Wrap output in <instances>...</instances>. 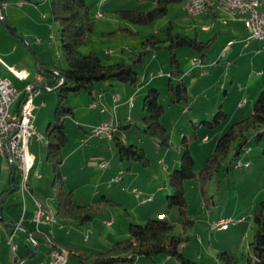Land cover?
I'll list each match as a JSON object with an SVG mask.
<instances>
[{
  "label": "crops",
  "instance_id": "0c3cea01",
  "mask_svg": "<svg viewBox=\"0 0 264 264\" xmlns=\"http://www.w3.org/2000/svg\"><path fill=\"white\" fill-rule=\"evenodd\" d=\"M5 1L6 6L1 9L3 18L0 19V77H9L17 88L20 89L19 95L17 94L11 104L12 110L16 109L20 101L24 98V88L27 83L35 82V84L40 87V92L32 97V102L34 104V120L35 123L38 120V127H36V130L39 128L41 132L38 134L40 139L33 140L29 145V151L33 155L32 167H34L35 164L39 166L44 165L46 175L44 179V174L39 167L33 168L32 171L29 170L30 172H27V183H29V187L27 186V188L21 189V174L16 169L14 177L19 184L18 189L22 191L20 193L21 197L19 194L15 193L7 194L10 187H12L10 182L12 168L11 164L6 163L5 157L0 153V200L4 196L3 200L0 201V216L2 217L0 221H2L3 225L2 235L5 237L2 240V235L0 234V250H5L4 241L5 243L7 241L11 243V237H17L20 242L22 241V246L19 243H14L16 244V249L13 247L14 244L11 243L14 254L12 255L10 264H24V255L29 253L30 249H32L33 252L29 253V255L37 259V264H41L48 259L49 250L53 245L71 247L89 252L104 251L109 248L115 240L119 239V233L127 234L128 225H124L123 222V224L118 226L119 230H117V228H115L116 220L112 217H104L101 223L111 227L112 230L111 234L107 233L105 236V244L102 241L101 226L97 218H94V215L89 221L84 223L61 220L57 218V216V219L55 221H50V223L46 221L36 222L34 219L35 197L41 200L47 206V209L51 210L53 215L56 212L55 189L51 178L53 177V170L51 167L50 171L49 166H47L43 160V153L46 152V129L43 131V123L53 119V107H55L57 94L55 92L56 86L52 87L51 83L55 80L58 69L65 68L66 66L63 63L55 61L52 57V52L49 51L51 46H48L49 44H47L46 41V39L49 38V30L53 26L50 21H46V13L49 7L40 4L41 0ZM260 2L262 3L261 6L264 8V0ZM180 11L182 14H186L182 3ZM3 20H5V22H3ZM5 23H7L8 26ZM218 24L223 27L220 29L224 31L222 38L220 37L221 35L217 33L216 27ZM183 30H185L184 33H180L179 31L177 33L194 36L199 40L211 38V44L204 50V54L202 53L203 55L196 49L189 48L184 51L185 53L182 55V59L177 56L181 63V69L183 70L181 77L187 85L188 83L186 80L191 77V88L190 86L188 87L189 91H193L196 85L199 84L198 87L201 88L204 94L208 89L207 86L210 88L219 84V88L224 89L226 93L228 90L226 89L225 82L229 79V90L234 87L233 83L237 81L239 82L237 83L239 87L237 89L244 90V93H247L250 89L252 91L249 98L246 99L244 97V99L239 102V106L237 107L238 110L248 102L251 104L254 103L259 91L264 89V71L257 69L253 72L255 68H257L255 65L259 64V61L256 63L254 62V56L258 54L264 56V39H251L245 44V39L250 32L247 23L242 19L233 17V15L221 8H219V10L211 8L205 13L202 12L199 13V15L197 14L196 18L192 20V24L188 27H184ZM36 38H40V41H36ZM229 40L233 41L224 50ZM105 50L109 49L106 48L103 50L104 54L109 55L110 53H105ZM152 50L153 49H149L147 52L148 55H150L149 61L151 64L153 59L159 57V52ZM211 50H213L214 53L210 52ZM123 55L124 52L121 53V58L124 59V57H122ZM249 56L251 57L249 59V65L253 68L251 75L249 76L248 74L245 78V76L238 73L231 77V65L235 64L236 61H239L242 57L246 58ZM162 57L166 59V54L162 53ZM195 58L200 59L201 62L196 63L194 61ZM220 60L227 61L225 64L226 67L223 69L219 66L218 62ZM183 62L184 64L186 63L187 69L184 68ZM163 63L164 62H162V64ZM145 64H147L146 60L144 62V65ZM149 64L150 63L145 65L143 71H139V82L135 86L130 84V86H126V83L119 86L120 84L117 85L115 80H107L95 84L92 94L86 91H78L68 95L69 102L73 104L74 100L75 104L72 105L73 115L67 116L64 122L67 136L69 137L66 126L67 121L77 124V127L71 131L74 139L69 141L68 138L62 149L63 159L60 169L63 174V181L67 188L72 189L73 198L76 202L81 204L95 202L100 198V193L108 198L115 199V197H113V194H115V184H112L113 182L115 183V181H113L112 178L119 170H121L119 172L120 174H124L125 170L122 166V162L119 161L118 164L113 162L115 148L112 140L92 136L89 134L88 128L103 119L112 118L114 123L117 122L116 125L119 126V130L117 131L118 135L125 142H138V136H136L137 141L136 139L133 141L132 136H128L130 141H126L127 137L125 133L134 128V124H139L138 121H136L137 119H133V113L131 112L135 105L131 103L129 105L131 108H128V101L132 100L136 95H142L148 86L158 88V85H166L167 79L165 77H168L167 72L169 70L168 65H166V67L162 66L159 68L162 73L159 74V70L155 72L153 68L149 67ZM5 65L25 70L27 72V77L24 79L16 77L6 69ZM38 68L40 70H38ZM253 73H256V77L251 78ZM255 78H259V82L256 86H253L255 88L252 90L251 84ZM201 95V93L196 94L198 99ZM209 99H211V97H209ZM92 101H95L96 105L91 106L90 104ZM219 106H221V104ZM36 109H38L37 115L35 113ZM118 109H124L120 114L123 123L116 117V111ZM182 111H185V109L182 108ZM132 120H135L136 123H133ZM127 123L131 125L126 128H121L122 125ZM139 126L142 127L141 125ZM119 131L122 133H119ZM204 137L207 136L204 135L203 138ZM30 148H32V151ZM102 160H107L109 162L107 167L99 166V162ZM177 162L175 158L174 165H176ZM169 166L170 165H166V169H169ZM95 167L98 168L96 172L94 169ZM132 167L133 165H131L129 169L131 170ZM35 170L38 171L39 175L35 174ZM140 172V168H136L135 175L132 174L129 179L131 187L137 188L138 190L140 189L133 184L138 179ZM125 179V176H122V180ZM153 179L154 177L151 178L149 184L147 183L146 186L142 187V191L140 190V195L138 197L135 196L139 198L140 204L135 207L132 206V209L137 212L135 216L140 222L147 220L149 216H153L154 214L156 217H160V214H164L165 218L167 217V213L161 208L162 204H158L157 208L152 210L148 206H143V204L154 200L156 195L163 189L162 185H155L156 181ZM120 188L122 189V187ZM146 196H151V199L149 201H143L142 199ZM158 198L160 197L158 196ZM161 201H163V199ZM119 202L122 203L123 201ZM108 220H112V222L107 223ZM29 230L34 233V237L37 239L34 238L36 245H33L29 239V237H33L29 233ZM23 234L27 236L30 244L26 241L27 239H22ZM7 237L9 238L7 239ZM3 258L4 263L6 261L8 262L6 255H4ZM140 258L141 257H138L133 260L132 262L135 261L133 264H138ZM70 259L71 256L65 264H79L76 262L70 263Z\"/></svg>",
  "mask_w": 264,
  "mask_h": 264
},
{
  "label": "rangeland",
  "instance_id": "374dc122",
  "mask_svg": "<svg viewBox=\"0 0 264 264\" xmlns=\"http://www.w3.org/2000/svg\"><path fill=\"white\" fill-rule=\"evenodd\" d=\"M85 1L90 8L91 14L93 15L95 27L87 34L86 42L83 46H81L80 49L85 53L91 49L96 50L104 62L117 61L121 59L122 52H124L122 57H124L125 60H128L130 55L142 48L141 41L145 36L151 34L163 35L164 27L169 24L172 25L173 33H177L178 31L180 33H184L185 30H183V28L191 25L192 20L196 18V15L190 16L181 13L180 6L181 3L183 5V1L169 4L167 14L161 18L144 25L131 24L119 17L117 9L126 8L146 10L151 7L152 0H147L145 2L138 0ZM40 4L49 7L46 13V21H50L53 24L49 30V34L53 33L54 40H50V38H47L48 40L46 39L47 44H49L48 46H51L49 51L52 52V57L56 62L63 63L66 66V61L61 48L60 27L58 23L52 18L50 0H41ZM120 25H126L134 28L137 30V32L133 34L127 33L125 31H117L116 33L112 34L109 33ZM216 28L218 31L217 33H219V35H221L220 37L222 38L224 31L220 29L223 27L218 24ZM106 48L111 50L109 55L103 53V50ZM189 48L193 47L186 45L178 47L176 49L177 56L182 59V55L185 53L184 51ZM152 51L159 52V57H157V59H153L151 64L149 61L150 55L147 53L145 54V60L147 64L150 63V68H153L155 72H158L159 68L162 66L166 67V65H168V48L158 47ZM210 52L214 53L213 50ZM162 53L166 54V59H163ZM250 58V56L246 58L242 57L239 61H236L235 64H232L230 68L231 77L238 73L245 76V78L248 74L250 76L253 71V68L249 65ZM257 61H259V64H256L257 66L255 65L257 68H255L253 72H255L257 69L264 71V56H261L260 54L255 55L254 62L256 63ZM162 62L164 63L162 64ZM218 63L223 69L226 67L225 64L227 61L220 60ZM145 65L135 64L134 68L141 72L143 69H145ZM183 65L185 69L188 68L186 63L184 64L183 62ZM254 77H256V73H253L251 78ZM165 78L167 79V77ZM190 79L191 77H189L186 81L188 83V87L190 86L191 88ZM99 82L104 81H98L97 83ZM258 82L259 78H255L254 81H252V90L255 88L253 86H256ZM115 83L117 85L120 84L119 86L125 84L124 82L117 80H115ZM225 83L227 87L226 89L228 90L226 93L224 92V89L219 88V84H216V86L210 88L207 86L208 89L204 94L202 93L203 91L201 88L198 87L199 84H197L193 91H189L188 100L178 103H171L169 101V93L165 84L164 86L158 85L160 101L164 107L162 121L168 128V145H161L157 143L147 134L141 132L142 127L139 128L135 125H133L134 128L125 133V136L127 137L126 141H130L128 136H132L133 141H135L136 136L139 137L136 144L143 147L145 155L148 158V165L144 166L139 162H133L131 164L133 167L130 170L127 169L126 163H122V166L125 170L124 174L117 172L113 177V181H115V183H112L115 184V194H113V197H115V199H110L114 200L116 203L109 204L103 210L94 214V218H97L101 226L100 229L102 231V241L106 244L105 236L107 233L111 234L112 232L111 227L101 223V220L104 217H112L115 219V228H117V230H119L118 226L123 224V222L126 226L128 225L129 221L140 222L135 216L137 212L133 211L132 209V206H137L140 204V201L139 198L135 197L134 191L132 190L133 188L129 182L132 174L135 175L136 168H140L141 172L133 185H136L141 191L143 186H146L147 183L149 184L152 177H154L153 180L156 181L155 185L163 186L162 191L158 193L159 195L157 194L154 200L143 204V206H148L152 210L157 208L158 204H162L161 208L167 213L166 220L171 221L174 224V232L186 237V240H184L181 244V253L183 257L187 259V261L183 262L175 256L156 254L152 257L141 256L138 264H241L245 260L246 255H252L250 242L255 231V223L252 219V211L259 200L264 196V138L259 141H255L253 139V134L255 133L254 130L248 131L249 141L247 143V147L249 149L242 151L237 157V159H239L242 164L240 166H235L236 159L231 160L230 163L229 159L227 158L220 170L205 183L203 188L204 193L202 192L200 183L196 177L184 180L183 191L186 202L185 208L187 210V216L192 220V224L189 227L185 229L182 228V223H180L178 219L180 212L179 208L174 205L169 206L165 201L166 195L173 192V189L168 183L167 176L169 172H172L180 165L179 159L184 148L183 142L189 144L191 154L194 158V171L198 172L215 145L218 136L225 129H227V127L233 121L248 115L252 111L253 103L251 104L250 102L245 104L239 110L237 109L239 102L242 101L244 97L246 99L249 98L252 92L251 89L247 93H244V90L237 89L239 88L237 84L239 82L235 81L233 83L234 89L232 88L229 90V79L226 80ZM126 86H130L129 83H126ZM150 87L151 86L146 87L142 95H136V97H133L132 100L128 101V108H131V106H129L131 103L135 105L134 109H132L133 111L131 112L133 113V119H137L136 121H138V125L141 126H143V97ZM197 93L202 94L199 99L196 96ZM69 94H73V92L70 91L68 95ZM209 97H211V99H209ZM69 104L72 107V105L75 104V101L73 100V104H71V102H69ZM220 104L221 106H219ZM219 107H221L222 110L227 113V117L223 120V123L219 124L217 127H209L202 122V120H210L213 116V113ZM182 108H184L185 111H182ZM37 111L38 109L35 111L36 115ZM123 111L124 109H118L116 111V117L120 119L121 123H123V120H121L120 114ZM132 122L136 123L135 120H132ZM116 123L117 122H115V125ZM35 124L36 127H38V120ZM47 124L48 122L43 123V131H45ZM66 126L69 135V141H72L74 138L71 131L77 127V124L67 121ZM261 128L263 127L261 126ZM36 131L38 134L41 133L39 128ZM119 133L122 132L119 131ZM204 135L207 136L206 139L203 138ZM35 139H40V137H36ZM30 150L32 151V148H30ZM116 152L117 151L115 149L113 162L118 164L120 160ZM43 156L44 163L49 166L51 171L52 165L51 162L47 160L46 152L43 153ZM175 158L178 161L176 165H174ZM245 162L248 164L244 165ZM166 165H170L169 169H166ZM225 166H228L227 170L224 169ZM35 167H39L41 169L45 179L46 174L44 165L39 166L38 164H35L34 167L30 169V171H32ZM94 169L96 172L98 168L95 167ZM30 171L28 169V172ZM118 175H120V178H117ZM122 176H125L126 179L122 180ZM120 187H122V189ZM21 192L22 191L20 189H17L13 193L19 194L21 197ZM101 195L102 193L99 194L100 198ZM158 196L160 198H158ZM162 199L163 201H161ZM119 201L123 202L120 203ZM228 216L234 220H237V222L230 224L226 229L212 227L214 221L219 218H226ZM153 217H156V215L154 214L153 216H149V218ZM144 221L146 220H143L142 222ZM2 230L3 225L2 221H0L1 235L3 233ZM127 234L119 233L120 236L118 237L121 239L126 237ZM9 237H7V239ZM3 238L5 237L2 235V240ZM23 238L25 240L27 239L26 241L30 244L25 234L22 235V239ZM3 243L5 245V250H0V264H10L12 255L14 254L11 243H19L21 245L22 241L20 242L17 237H11V243L8 241L6 243L4 241ZM4 255L7 256L8 262L6 261L4 263ZM227 256L232 257L230 262L227 260ZM71 262L82 264L74 256H71L70 263ZM134 262H115L113 264H133ZM24 264H37V259H35L33 256L27 255L25 256Z\"/></svg>",
  "mask_w": 264,
  "mask_h": 264
},
{
  "label": "trees",
  "instance_id": "16d2710c",
  "mask_svg": "<svg viewBox=\"0 0 264 264\" xmlns=\"http://www.w3.org/2000/svg\"><path fill=\"white\" fill-rule=\"evenodd\" d=\"M138 1L145 2L147 0ZM183 1L152 0L149 9L122 8L117 9V12L119 17L128 23L144 25L166 15L169 4ZM50 6L52 18L60 27L61 48L66 61V67L58 69V74L51 83L52 87L56 86L57 99L53 119L46 126V155L52 165V184L56 198V215H54L55 218L57 216L61 220L84 223L107 205L116 202L102 195L95 202L78 203L73 198L72 189L67 188L63 181V174L60 169L63 159L62 149L68 139L64 122L67 116L73 115V109L68 101V93L70 91H86L92 94L98 81L107 80H117L135 86L139 82L140 72L134 68V65L144 64L145 54H147L149 49L166 47L169 52V70L166 82L169 101L171 103L187 101L189 88L181 77L183 70L181 69L176 49L186 45L204 54V50L211 44V38L199 40L194 36L173 33L172 25L169 24L164 27L163 35L151 34L145 36L141 41L142 48L130 55L128 60L121 58L117 61L105 63L97 51L91 49L85 53L80 49L86 42L87 34L95 27L93 15L86 1L50 0ZM117 31H125L130 34L137 32L134 28L120 25L109 33L112 34ZM38 70L40 69L38 68ZM62 79L63 82L60 84ZM142 110L143 126L141 132L147 134L161 145H168V128L162 121L164 107L160 101V92L157 87L151 86L144 95ZM226 117L227 113L219 107L210 120H202V122L209 127H217L224 122L223 120ZM130 125V123H127L122 125L121 128H126ZM134 125L140 127L138 124ZM118 130L119 126L116 125L111 140L119 160L127 164V169L130 168L133 162H139L144 166L148 165V158L143 147L136 143L125 142L118 135ZM249 130L255 131L253 134L255 141L264 138V89L257 94L252 111L248 115L233 121L218 136L215 145L198 172L194 171V158L189 144L183 142L184 148L179 159L180 165L172 172H169L167 176L173 192L165 197V201L169 206L174 205L179 208L178 219L182 223L183 229L192 224V220L187 216L185 208L184 180L196 177L204 193L205 183L220 170L227 158L230 163L231 160L236 159L237 161L239 160L237 159L238 155L242 151L248 150ZM224 169L227 170L228 166H225ZM252 219L255 223V231L250 242L252 255H246L245 260L241 264H264V196L254 207ZM29 233L34 237V233L31 230H29ZM184 240H186V237L174 232V224L171 221L166 220L165 217H153L148 218L144 222L129 221L127 236L115 240L104 251L89 252L71 247L65 248L69 253V257L74 256L83 264L125 263L132 262L141 256L152 257L156 254L175 256L185 262L187 259L181 253V244ZM32 252L33 250L30 249L29 253ZM29 253L24 256L29 255ZM226 258L229 262L232 260L231 256Z\"/></svg>",
  "mask_w": 264,
  "mask_h": 264
},
{
  "label": "built area",
  "instance_id": "2783aa9c",
  "mask_svg": "<svg viewBox=\"0 0 264 264\" xmlns=\"http://www.w3.org/2000/svg\"><path fill=\"white\" fill-rule=\"evenodd\" d=\"M236 3H244L249 6L248 14H241L236 11ZM6 6V1L1 0L2 9ZM219 6H228L233 9V17L244 20L249 27V35L245 39V44L251 39H264V14H258L257 5L255 0H248L243 2H235L230 0H197V4H189L187 12H207V9L216 8L219 10ZM100 14V13H99ZM3 18V13L1 19ZM51 40V33L49 34ZM36 41H40V38H36ZM233 40L227 41L224 50L232 43ZM223 50V52H224ZM111 50H105V53H110ZM196 63H200L201 60L195 58ZM6 69L18 78L24 79L27 77V72L23 69H17L13 66L5 65ZM162 72L159 70V74ZM40 92V87L35 82H29L24 88V98L20 101L18 107L14 110L11 109V94L20 93V89L13 83L9 77H0V148L1 140L10 141V161L6 163H14L16 169L20 172L22 169H31L33 166V155L29 151V145L37 137L36 125L33 114L34 104L32 97ZM91 106L96 105L95 101H92ZM116 128L114 120L112 118H106L94 124L88 128V132L92 136L99 138L111 139L113 132ZM207 137H204L206 139ZM109 162L102 160L99 162L100 167H107ZM242 162L237 160L235 166H240ZM248 163L245 162L244 165ZM121 170L118 171V173ZM35 174L38 171L35 170ZM113 179V178H112ZM29 187V183H28ZM135 196L140 195V191L137 188H133ZM151 196H146L142 200L149 201ZM35 213L34 219L36 222L46 221L50 223V216L47 214V206L38 198H34ZM160 217H164V214H160ZM112 220H108L107 223H111ZM237 220H233L231 217L219 218L214 221L212 227L219 229H226L230 224L236 223ZM31 243L36 245L34 237H29ZM16 249V244H14ZM69 259V253H58L53 245L49 250V257L41 264H65Z\"/></svg>",
  "mask_w": 264,
  "mask_h": 264
},
{
  "label": "bare ground",
  "instance_id": "6f19581e",
  "mask_svg": "<svg viewBox=\"0 0 264 264\" xmlns=\"http://www.w3.org/2000/svg\"><path fill=\"white\" fill-rule=\"evenodd\" d=\"M230 1H235V2H243V1H248V0H230ZM189 4H197V0H184L183 2V7L184 10H188V5ZM255 4L257 5V11L258 14H264V8L261 6L262 3L260 0H255ZM219 8L225 10L226 12L230 13L233 15V9H230L228 6H219ZM1 0H0V19L2 16V11H1ZM208 10V9H207ZM236 11L241 14H248L249 13V6L244 5V3H236ZM202 12H187L189 15H197ZM51 40H54V35L51 33ZM17 96V94H11V101ZM0 153L5 157L6 162L10 161V141L9 140H1V148H0ZM27 172L28 169H22L21 171V181H20V187L21 189L27 188L28 183H27ZM119 178V175L117 176ZM47 214L50 216V221H55L56 218L51 212V210L47 209ZM234 220V219H233ZM14 247V245H13ZM56 252L58 253H66L68 252L65 247H55Z\"/></svg>",
  "mask_w": 264,
  "mask_h": 264
},
{
  "label": "water",
  "instance_id": "95a60500",
  "mask_svg": "<svg viewBox=\"0 0 264 264\" xmlns=\"http://www.w3.org/2000/svg\"><path fill=\"white\" fill-rule=\"evenodd\" d=\"M3 22H5V20H3ZM7 25V23H5ZM8 26V25H7ZM48 71H51L50 69H47ZM63 82V79L61 80L60 84ZM11 168H12V173L10 176V182L12 187L8 190L7 194L13 193L14 191H16L19 188V184L18 182H16L14 174L16 171V165L14 163H11ZM4 198V196L1 198L0 201H2ZM0 219L2 220V217L0 216Z\"/></svg>",
  "mask_w": 264,
  "mask_h": 264
}]
</instances>
